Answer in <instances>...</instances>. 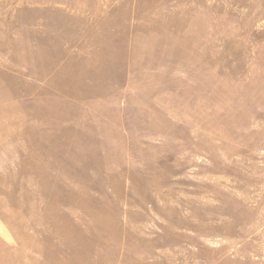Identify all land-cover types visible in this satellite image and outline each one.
I'll use <instances>...</instances> for the list:
<instances>
[{
	"label": "rangeland",
	"instance_id": "1",
	"mask_svg": "<svg viewBox=\"0 0 264 264\" xmlns=\"http://www.w3.org/2000/svg\"><path fill=\"white\" fill-rule=\"evenodd\" d=\"M0 264H264V0H0Z\"/></svg>",
	"mask_w": 264,
	"mask_h": 264
}]
</instances>
